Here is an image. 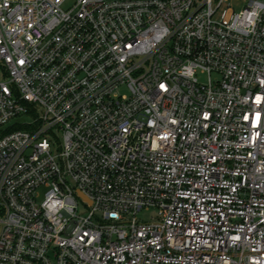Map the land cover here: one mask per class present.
I'll return each mask as SVG.
<instances>
[{
  "label": "built area",
  "instance_id": "built-area-1",
  "mask_svg": "<svg viewBox=\"0 0 264 264\" xmlns=\"http://www.w3.org/2000/svg\"><path fill=\"white\" fill-rule=\"evenodd\" d=\"M0 67V264H264V0H0Z\"/></svg>",
  "mask_w": 264,
  "mask_h": 264
},
{
  "label": "rangeland",
  "instance_id": "rangeland-1",
  "mask_svg": "<svg viewBox=\"0 0 264 264\" xmlns=\"http://www.w3.org/2000/svg\"><path fill=\"white\" fill-rule=\"evenodd\" d=\"M232 3L236 6V9L239 10L243 7L245 0L242 1H236V0H231ZM65 8L68 7V4H66L64 6ZM226 7V6H225ZM220 16V11L217 13V15L215 16V18H219ZM0 77L1 79L4 78V72L3 69L0 67ZM200 79L202 80H206L207 79V75L205 74H199ZM217 76L215 74H213V78H216ZM125 92V91H124ZM31 117L28 116H19L18 118L12 120L6 127H10L13 124L20 122V121H31ZM51 139V143H52V149L54 153H58L60 151V145L63 142V135L61 132L56 131L54 136H50ZM46 193V189H41L40 190V195H39V201H43L46 197L45 195ZM79 214L81 215H87L88 214V206L84 203V201H80L79 202V209H78ZM159 208L158 207H151L149 209H143L141 212H139V214L137 215V218L141 221H154L157 220L159 218Z\"/></svg>",
  "mask_w": 264,
  "mask_h": 264
},
{
  "label": "water",
  "instance_id": "water-1",
  "mask_svg": "<svg viewBox=\"0 0 264 264\" xmlns=\"http://www.w3.org/2000/svg\"><path fill=\"white\" fill-rule=\"evenodd\" d=\"M81 196H83V194L81 192H79Z\"/></svg>",
  "mask_w": 264,
  "mask_h": 264
}]
</instances>
